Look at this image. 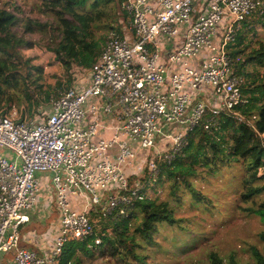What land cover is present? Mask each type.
Returning a JSON list of instances; mask_svg holds the SVG:
<instances>
[{
  "label": "built area",
  "instance_id": "obj_1",
  "mask_svg": "<svg viewBox=\"0 0 264 264\" xmlns=\"http://www.w3.org/2000/svg\"><path fill=\"white\" fill-rule=\"evenodd\" d=\"M120 8L128 31L108 32L82 89L77 83L51 99L42 119L0 113V151L13 156L0 153V264H55L67 241L94 235L90 210L103 219L124 216L143 199L139 181L129 186L121 170H134L139 150L152 151L147 169L155 173V161L170 164L208 112L244 120L235 111L245 103L234 75L239 59L229 46L247 17L263 14L264 0H125ZM105 115L121 124L97 138ZM159 138L171 142L166 154L156 147ZM36 173L51 175L59 216L48 257L19 244L24 213L37 203Z\"/></svg>",
  "mask_w": 264,
  "mask_h": 264
},
{
  "label": "trees",
  "instance_id": "obj_2",
  "mask_svg": "<svg viewBox=\"0 0 264 264\" xmlns=\"http://www.w3.org/2000/svg\"><path fill=\"white\" fill-rule=\"evenodd\" d=\"M37 1L38 12L48 17L43 22L28 18L21 20L14 11L0 7V113L5 115L16 108V121L19 122L42 119L49 101L77 84L73 69L85 71L88 79V73L99 58L105 42L103 37L94 36L91 26L96 19L91 17L89 10L96 9L99 5L112 6L127 17L120 8L125 0ZM11 7L18 10L14 5ZM112 24L107 28L121 34L120 27L114 28ZM255 25L260 26L264 32V12L262 15L254 13L247 17L229 46L230 55L239 59L234 75L241 79L240 91L245 103L235 111L244 120L238 122L226 112H220L216 116L208 112L197 127L186 133L185 146L170 164L155 161V173H150L145 168L143 176L138 179L144 196L142 200L134 202L124 216L106 219L99 216L101 230L95 229L92 220L95 212L91 210L89 218L94 235L85 242L67 241L55 264H83L84 257L93 256L94 250L102 248L120 264H126L129 260L146 264L145 255L137 254V250L154 247L166 227L172 229L174 225L179 226V222L173 217L174 210L170 206V200L180 202V194L186 192L195 200V204L204 202V209L207 210V205H211L210 201L192 182L198 178L216 177L231 163H236L243 169L239 180L241 191L237 193L240 203L237 209L264 223V197L255 200L264 195V183L261 184L264 181V137H260L253 126L247 123L259 111H263L264 120V79L256 71L260 68L264 70V41L256 48H252V42L249 41V36L256 34ZM34 34H38L39 39L28 41L27 36ZM35 45H41L53 53L55 60L63 68L64 81L58 80L53 88L43 90L40 83L41 67L30 65V60H22L19 54L21 48ZM248 67L252 71L249 72ZM33 76L36 79L31 80ZM85 84L79 83L78 86L81 88ZM210 118H213L212 124L209 130H205L204 122ZM139 151L142 155L145 154L143 156L150 157L146 153L149 151ZM260 169H263L262 173H259ZM130 174L126 175V179L128 185L132 186L136 179H132ZM164 183H168V187H164ZM166 188L167 197L161 200L159 192ZM96 237L101 239L99 246L94 245ZM259 239L263 242V248L262 251L253 249V257L255 264H264V233L259 235ZM6 258L8 256L3 257L4 263ZM209 260L210 264H223L213 253ZM230 264L236 263L230 260Z\"/></svg>",
  "mask_w": 264,
  "mask_h": 264
},
{
  "label": "rangeland",
  "instance_id": "obj_3",
  "mask_svg": "<svg viewBox=\"0 0 264 264\" xmlns=\"http://www.w3.org/2000/svg\"><path fill=\"white\" fill-rule=\"evenodd\" d=\"M13 5L18 10H14L11 7ZM38 5L39 1L37 0H0V7H5L10 12L14 11V14L19 19L28 18L43 22L48 17L38 12ZM89 11L91 17L96 19L91 26L96 38L103 37L106 39L110 31L107 26L112 23L114 28L120 27L122 34L127 33L128 21L115 7L99 5L96 9ZM97 13H100V15L97 16ZM254 27L255 36H249L252 48H256L261 41H264L263 29L256 25ZM220 33L219 28L218 34ZM39 37L38 34H34L27 36V40L32 42L38 40ZM19 54L22 60H30V65L41 67L40 83L43 90L53 88L58 80L64 81L62 66L55 60L54 54L48 52L43 46L35 45L31 48H21ZM73 70L76 82L85 84L87 82V73L79 69ZM248 71H252L251 67H248ZM256 71L260 75L259 77L264 79V70L260 68L256 69ZM34 79H36L35 76L31 78V80ZM36 93L39 95L38 91ZM11 110V113L14 111L17 117V109L12 108ZM263 122V111H259L252 120V126L260 137H264ZM170 146L171 142L162 138H159L156 143L158 151L164 154L169 151ZM146 153L147 156L150 155L151 157L152 151ZM143 155L140 151L137 152V158L133 162L134 170L129 172L132 175V179H136L135 181H138L143 176V171L147 168L150 157ZM121 170L127 175L129 168L121 165ZM262 172L263 169H260L259 173ZM39 175H41L38 183L39 191H42L43 195L47 192V195L51 196L49 189L52 186L51 178L50 180L46 178L48 173H40ZM242 175L243 169L238 164L231 163L227 169L225 168L216 177L209 176L206 179L198 178L193 181L194 187L210 201L211 205H207L208 211L204 209V202L195 204V200L186 192L180 194V202L170 200V206L174 210L173 217L179 222V226L174 225L172 229L166 227L162 235L157 238V245L145 247L142 250L138 249L137 254L145 255L146 264H210L209 256L212 253L217 255L223 264H230V260H233L236 264H255L253 249L262 251L263 242L259 239V235L264 233V223L257 217L247 216L237 209L240 204L237 193L241 191L239 180ZM162 185L168 187V183ZM166 191L167 188L159 192L161 200L167 197ZM262 197L264 195H260L255 200L258 201ZM92 210L95 212L93 213L95 218H92L95 223L94 227L97 230H101L99 215H97L96 209ZM180 227H182V230ZM83 264L120 263L106 254L102 248L94 250L93 256L84 257ZM126 264L139 263L129 260Z\"/></svg>",
  "mask_w": 264,
  "mask_h": 264
},
{
  "label": "crops",
  "instance_id": "obj_4",
  "mask_svg": "<svg viewBox=\"0 0 264 264\" xmlns=\"http://www.w3.org/2000/svg\"><path fill=\"white\" fill-rule=\"evenodd\" d=\"M169 50H171V48H166V51ZM205 56L206 53L203 52V54L200 55V58L196 61L197 64L201 63ZM84 86L81 88L78 87L79 89H82ZM120 124V122L111 119L110 116H102V127L98 130L97 138L106 139L111 137L114 133L113 127ZM0 153L9 159H13V156L9 152L0 151ZM135 173L136 172H134V174ZM39 174L40 173H36L35 175L38 183L39 179H41V175ZM127 175H129V172ZM46 178L50 180L51 175L48 174ZM49 189L51 191V196H48L47 192L43 195L42 191H38L36 205L24 213L28 220L21 226L19 243L20 247L46 257L52 254L54 240L60 230L59 216L55 202V192L52 186ZM70 202L73 210L81 209V203L78 202L77 198L70 197Z\"/></svg>",
  "mask_w": 264,
  "mask_h": 264
}]
</instances>
